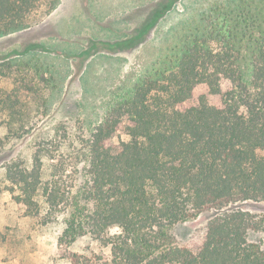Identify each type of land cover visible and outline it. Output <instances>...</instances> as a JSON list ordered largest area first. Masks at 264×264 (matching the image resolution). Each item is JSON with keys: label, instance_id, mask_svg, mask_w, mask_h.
<instances>
[{"label": "trees", "instance_id": "obj_1", "mask_svg": "<svg viewBox=\"0 0 264 264\" xmlns=\"http://www.w3.org/2000/svg\"><path fill=\"white\" fill-rule=\"evenodd\" d=\"M177 1L160 0L130 47ZM59 4L0 0V37ZM182 32L96 125L60 124L0 167V198L8 194L33 228L62 219L59 243L72 264H264L249 238L264 231V214L244 208L264 203V0L211 5ZM5 101L0 112L20 118L0 124V143L16 144L38 125ZM122 131L129 139L111 143ZM206 210L217 214L199 241L180 243L175 228ZM86 236L111 254L68 250Z\"/></svg>", "mask_w": 264, "mask_h": 264}, {"label": "rangeland", "instance_id": "obj_2", "mask_svg": "<svg viewBox=\"0 0 264 264\" xmlns=\"http://www.w3.org/2000/svg\"><path fill=\"white\" fill-rule=\"evenodd\" d=\"M159 1L60 0L58 8L41 23L0 37V109L11 96L22 118L38 125L16 144L2 139L0 167L19 149L23 154L30 152L37 136L60 124L77 129L83 124L96 125L109 101L132 87L174 46L188 22L202 10L227 0H179L145 34L143 42L130 47L142 36L145 21ZM12 118L20 116L0 112V124ZM0 135L3 137V130ZM128 139L122 131L111 143ZM56 156L55 162L68 165L66 153ZM244 208L264 214V203L248 202ZM216 214L206 210L196 219L179 224L175 228L177 240L183 244L198 242ZM63 229L62 219L33 228L11 205L10 196L3 195L0 264H72L64 254L67 247L59 243ZM249 238L264 249V231H252ZM86 248L100 255L111 254V247L89 236L68 250L83 253Z\"/></svg>", "mask_w": 264, "mask_h": 264}]
</instances>
